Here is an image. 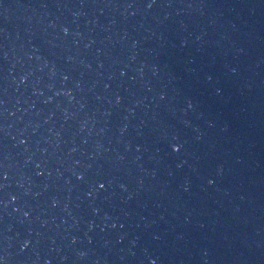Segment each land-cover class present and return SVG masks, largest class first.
Listing matches in <instances>:
<instances>
[{
	"label": "water",
	"instance_id": "obj_1",
	"mask_svg": "<svg viewBox=\"0 0 264 264\" xmlns=\"http://www.w3.org/2000/svg\"><path fill=\"white\" fill-rule=\"evenodd\" d=\"M0 264H264V0H0Z\"/></svg>",
	"mask_w": 264,
	"mask_h": 264
}]
</instances>
